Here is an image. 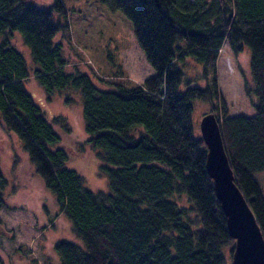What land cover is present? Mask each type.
<instances>
[{
  "label": "trees",
  "instance_id": "1",
  "mask_svg": "<svg viewBox=\"0 0 264 264\" xmlns=\"http://www.w3.org/2000/svg\"><path fill=\"white\" fill-rule=\"evenodd\" d=\"M100 1L131 21L154 69L140 84L101 88L88 73L66 69L54 41L68 27L61 0L45 6L0 0L2 127L21 140L82 241H54L56 264H230L234 239L205 169L207 149L192 110L194 101L211 105L234 181L264 237V0ZM13 31L30 49L31 70L12 43ZM225 41L236 51L250 49L252 88L245 90L252 93V114H230L218 89L215 64ZM187 58L203 67L204 87L185 78L178 64ZM30 75L48 97L69 87L81 92L79 145L96 151L106 190L89 189L66 166L61 133L69 134L70 125L61 115L47 120L23 84ZM5 184L0 171V209Z\"/></svg>",
  "mask_w": 264,
  "mask_h": 264
},
{
  "label": "rangeland",
  "instance_id": "2",
  "mask_svg": "<svg viewBox=\"0 0 264 264\" xmlns=\"http://www.w3.org/2000/svg\"><path fill=\"white\" fill-rule=\"evenodd\" d=\"M31 1L38 6L52 2ZM61 2L66 9L68 27L59 29L54 41L60 44L62 55L68 61L66 69L78 68L88 73L101 88L115 87L107 83L113 81L140 84L154 73L135 39L131 21L120 9L111 8L100 0ZM12 43L21 51L31 70L34 65L31 52L18 31H13ZM249 58L247 45L236 51L227 41L218 52L217 85L232 115L253 112L252 93L247 94L245 90V87L252 88ZM178 65L186 79L205 86L201 64L187 58ZM207 77L210 78L209 73ZM23 84L48 121L52 116L61 115L70 125L69 134L61 133L62 144L69 153L66 166L82 175L89 189L106 190L107 179L98 172L96 151L85 143L83 148L79 145V140L85 138L79 89L69 87L48 97L32 75L24 79ZM211 111L214 113L208 102L194 101L192 123L198 133L201 117ZM0 171L6 178L2 189L4 205L0 209V256L5 264H56L54 241L65 239L82 243L71 230L68 219L58 210L53 193L44 186L21 140L4 129L1 121ZM174 195L170 198L177 201Z\"/></svg>",
  "mask_w": 264,
  "mask_h": 264
},
{
  "label": "water",
  "instance_id": "3",
  "mask_svg": "<svg viewBox=\"0 0 264 264\" xmlns=\"http://www.w3.org/2000/svg\"><path fill=\"white\" fill-rule=\"evenodd\" d=\"M199 133L207 152L205 169L234 239L230 264H264V237L255 216L234 181L219 124L213 112L199 121Z\"/></svg>",
  "mask_w": 264,
  "mask_h": 264
}]
</instances>
